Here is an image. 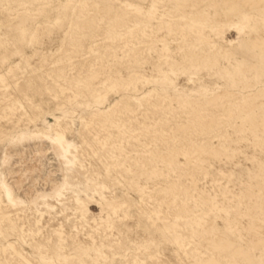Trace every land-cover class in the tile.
I'll use <instances>...</instances> for the list:
<instances>
[{"label": "rangeland", "instance_id": "rangeland-1", "mask_svg": "<svg viewBox=\"0 0 264 264\" xmlns=\"http://www.w3.org/2000/svg\"><path fill=\"white\" fill-rule=\"evenodd\" d=\"M0 264H264V0H0Z\"/></svg>", "mask_w": 264, "mask_h": 264}, {"label": "bare ground", "instance_id": "bare-ground-1", "mask_svg": "<svg viewBox=\"0 0 264 264\" xmlns=\"http://www.w3.org/2000/svg\"><path fill=\"white\" fill-rule=\"evenodd\" d=\"M61 135H62V134H61ZM62 136H63V135H62ZM62 136H59V137L57 138L58 141L62 139ZM53 140H55V139L53 138ZM68 147H69V146H68ZM65 152H66V150H65ZM65 152H64V153H65ZM6 191H7V190H6ZM7 192H8V194H9V191H7ZM8 196H9V195H8ZM10 198H11V197H10Z\"/></svg>", "mask_w": 264, "mask_h": 264}]
</instances>
